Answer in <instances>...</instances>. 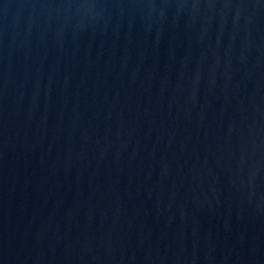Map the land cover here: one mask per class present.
<instances>
[{"label": "water", "instance_id": "1", "mask_svg": "<svg viewBox=\"0 0 264 264\" xmlns=\"http://www.w3.org/2000/svg\"><path fill=\"white\" fill-rule=\"evenodd\" d=\"M0 264H264V0H0Z\"/></svg>", "mask_w": 264, "mask_h": 264}]
</instances>
